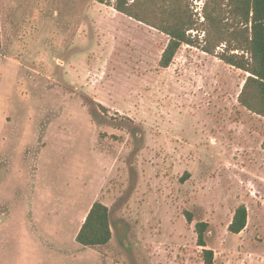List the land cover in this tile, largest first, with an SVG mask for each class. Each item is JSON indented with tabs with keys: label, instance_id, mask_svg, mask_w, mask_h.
Instances as JSON below:
<instances>
[{
	"label": "rangeland",
	"instance_id": "1",
	"mask_svg": "<svg viewBox=\"0 0 264 264\" xmlns=\"http://www.w3.org/2000/svg\"><path fill=\"white\" fill-rule=\"evenodd\" d=\"M114 2L0 0V264H203L197 222L214 264H264V118L237 101L246 74L185 44L160 67L168 37ZM94 201L111 239L83 246Z\"/></svg>",
	"mask_w": 264,
	"mask_h": 264
},
{
	"label": "trees",
	"instance_id": "2",
	"mask_svg": "<svg viewBox=\"0 0 264 264\" xmlns=\"http://www.w3.org/2000/svg\"><path fill=\"white\" fill-rule=\"evenodd\" d=\"M113 8L125 16L155 28L168 37L158 65L167 68L183 44L199 48L223 63L243 71L246 77L237 101L249 112L264 118V0H202L200 18H193L186 0H115ZM196 28L202 37L187 31ZM244 205L235 208L227 226L238 234L246 226ZM187 221L191 222L187 214ZM206 222L194 225L196 245L203 264H214L206 247ZM111 239L108 207L94 201L75 236L83 246L105 245Z\"/></svg>",
	"mask_w": 264,
	"mask_h": 264
},
{
	"label": "crops",
	"instance_id": "3",
	"mask_svg": "<svg viewBox=\"0 0 264 264\" xmlns=\"http://www.w3.org/2000/svg\"><path fill=\"white\" fill-rule=\"evenodd\" d=\"M114 9V8H113ZM147 26V25H146ZM150 28H152V27H150Z\"/></svg>",
	"mask_w": 264,
	"mask_h": 264
}]
</instances>
